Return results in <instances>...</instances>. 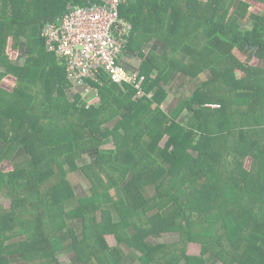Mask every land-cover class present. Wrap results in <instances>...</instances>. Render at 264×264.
<instances>
[{
  "label": "trees",
  "instance_id": "obj_1",
  "mask_svg": "<svg viewBox=\"0 0 264 264\" xmlns=\"http://www.w3.org/2000/svg\"><path fill=\"white\" fill-rule=\"evenodd\" d=\"M88 2L0 0V264H125L121 246L139 264H264V0H123L151 96L101 78L97 105L68 98L41 34ZM173 71L209 77L166 111ZM162 232L177 239L147 241Z\"/></svg>",
  "mask_w": 264,
  "mask_h": 264
},
{
  "label": "built area",
  "instance_id": "obj_2",
  "mask_svg": "<svg viewBox=\"0 0 264 264\" xmlns=\"http://www.w3.org/2000/svg\"><path fill=\"white\" fill-rule=\"evenodd\" d=\"M122 1L99 0L70 7L56 23L42 28L46 49L63 62L70 100L78 96L84 105L99 104L97 83L103 78L121 87L130 85L134 98L151 96L142 88L141 57L135 54L129 60L124 53L131 25L119 17Z\"/></svg>",
  "mask_w": 264,
  "mask_h": 264
},
{
  "label": "crops",
  "instance_id": "obj_3",
  "mask_svg": "<svg viewBox=\"0 0 264 264\" xmlns=\"http://www.w3.org/2000/svg\"><path fill=\"white\" fill-rule=\"evenodd\" d=\"M144 44L147 46L146 52H150V53H155V52L160 53L164 48V44L157 40L148 41L145 42ZM134 50L135 49H132L131 50L132 52L131 51L128 52L127 59L130 60L135 56ZM262 66L264 67V64ZM208 77H209L208 71L200 72L199 74L194 76L185 75L179 71H173V73H171L170 76L166 78L165 82L162 83V87L164 90V97L161 101L162 108L166 111L173 110L177 101L186 99ZM187 114L188 113L186 110H181L177 117L185 118ZM103 145L104 143L102 144V146ZM71 182L72 184L75 185L74 188L77 193H79L80 190L83 189L81 187L80 180L78 178L74 177L73 179H71ZM121 251H122V255H124L125 264H134V262L138 260L139 253L137 251L131 252V250H126L123 246H121ZM187 253L188 255L197 256L199 255L200 252H198V254H194L193 252H191V247L187 246ZM214 260H215L214 257L209 256L206 258V261L203 264H212Z\"/></svg>",
  "mask_w": 264,
  "mask_h": 264
},
{
  "label": "rangeland",
  "instance_id": "obj_4",
  "mask_svg": "<svg viewBox=\"0 0 264 264\" xmlns=\"http://www.w3.org/2000/svg\"><path fill=\"white\" fill-rule=\"evenodd\" d=\"M102 148H113V141H112L111 137H108L107 141H105ZM5 168H10V164H6ZM79 174L80 173L76 170L71 172V174H69V180L73 179L74 177H78ZM78 179L80 180L81 187L83 188L82 190H87L89 188L88 181L85 178H83L82 175H80V178H78ZM82 190H80L81 193H82ZM0 202L4 205L8 204L7 200L3 196L0 197ZM104 238L110 246L116 245V239H115L113 234H106L104 236ZM176 239H177L176 233L162 232L159 235V237H157V236L155 237L154 235L148 236L147 241L151 244H154L157 242H164V243L168 244L170 242L171 243L175 242L174 240H176ZM188 246L191 247V252H193L194 254H198V252H200L201 246L199 243L192 242ZM59 260L61 261L62 264H77V262H78V260L76 258H73V256H71V254L69 252H64L63 254H61V256H59ZM138 261L139 260H136L134 262V264H139ZM193 261L194 260H192V262ZM12 262H14V261H12ZM12 264H16V263H12ZM192 264H201V263H199L198 261H194ZM212 264H222V263L218 260H214Z\"/></svg>",
  "mask_w": 264,
  "mask_h": 264
}]
</instances>
